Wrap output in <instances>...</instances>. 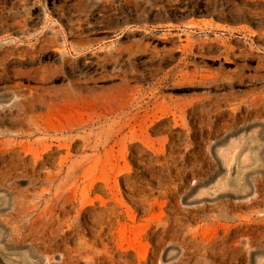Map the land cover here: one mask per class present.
Wrapping results in <instances>:
<instances>
[{
	"label": "rangeland",
	"instance_id": "obj_1",
	"mask_svg": "<svg viewBox=\"0 0 264 264\" xmlns=\"http://www.w3.org/2000/svg\"><path fill=\"white\" fill-rule=\"evenodd\" d=\"M262 3L0 0V264H264Z\"/></svg>",
	"mask_w": 264,
	"mask_h": 264
},
{
	"label": "bare ground",
	"instance_id": "obj_2",
	"mask_svg": "<svg viewBox=\"0 0 264 264\" xmlns=\"http://www.w3.org/2000/svg\"><path fill=\"white\" fill-rule=\"evenodd\" d=\"M226 1H228V0H226ZM229 1H230V0H229ZM253 1H254V0H253ZM246 2H247V1H246ZM240 3H242V2H240ZM251 3H252V2H251ZM256 3H257V2H256ZM256 3H255V4H256ZM235 4H236V3H235ZM242 4H243V3H242ZM245 4H246V3H245ZM262 4H264V3H262ZM232 5H233V4H232ZM240 5H241V4H240ZM248 5H249V4H248ZM252 5H254V3H253ZM261 6H262V5H261ZM263 6H264V5H263ZM244 8H245V7H244ZM244 8H243V10H246V9H244ZM257 8H258V7H257ZM254 9H255V8H254ZM262 10H263V9H262ZM249 11H250V10H249ZM251 12H252V10H251ZM261 12H262V11H261ZM261 12L258 11V13H261ZM263 12H264V11H263ZM253 13H255V12H253ZM233 14H234V13H233ZM263 14H264V13H263ZM263 14H262V15H263ZM229 15H230V14H229ZM235 15H236V14H235ZM235 15H234V16H235ZM225 16H226V15H224V17H225ZM230 16H232V15H230ZM230 16H229V17H230ZM237 16H238V15H237ZM242 16H243V15H242ZM263 16H264V15H263ZM263 16H262V17H263ZM230 18H231V17H230ZM23 20H24V19H23ZM26 21H27V20H26ZM26 21L24 20L23 22L26 23ZM263 21H264V20H263ZM16 23H17V22H16ZM26 24H27V23H26ZM259 25H260V24H259ZM19 26H20V24H19ZM22 26H23V25H21V27H22ZM73 26H74V25H73ZM261 28H262V27H261ZM21 29H22V28H21ZM20 31H21V30H20ZM30 31H31V30H30ZM227 31H228V30H227ZM22 32H23V30H22ZM27 32H28V31H27ZM19 33H20V32H19ZM63 33H64V32H63ZM227 33H228V32H227ZM23 34H24V33H23ZM28 34H29V33H28ZM28 34H27V35H28ZM30 34H31V33H30ZM25 35H26V33H25ZM229 35H230V33H229ZM231 35H233V34L231 33ZM45 37H46V36H45ZM45 37H44V38H45ZM225 37H226V36H225ZM263 37H264V36H263ZM26 39H27V38H26ZM41 39H42V38H41ZM263 40H264V39H263ZM21 41H22V40H21ZM13 42H14V41H13ZM16 42H17V41H16ZM10 44H11V43H9V45H10ZM20 44H21V43H20ZM25 44H26V42H25ZM6 45H8V44H6ZM6 47H7V46H6ZM25 47H26V46H25ZM38 47H40V46H38ZM4 48H5V47H4ZM14 48H15V46H14ZM25 49H26V48H25ZM21 50H22V49H21ZM4 51H5V50H4ZM15 51H16V50H15ZM17 52H18V51H17ZM25 52H26V51H25ZM25 52H24V53H25ZM240 52H241V51H240ZM248 52H249V51H248ZM9 53H10V52H9ZM244 53H245V52H244ZM246 54H247V53H246ZM241 55H242V53H241ZM7 56H8V55H7ZM244 56H245V55H244ZM3 59H4V58H3ZM40 69H43V68H40ZM35 70H36V69H35ZM40 75H41V74H40ZM40 75H39V76H40ZM36 82H37V81H36ZM35 87H36V86H35ZM17 88H18V87H17ZM17 88H16V89H17ZM40 88H41V92H42V87H40ZM25 89H26V88H25ZM27 89L29 90V89H32V88H27ZM27 89H26V90H27ZM37 89H38V88H36V90H37ZM21 90H22V88H21ZM23 91H24V90H23ZM32 92H33V91H32ZM32 92H31V93H32ZM20 93H21V92H20ZM23 93H24V92H23ZM36 93H37V92H36ZM44 93H45V91H44ZM32 94H33V93H32ZM34 94H35V93H34ZM38 94H39V93H38ZM36 95H37V94H36ZM252 95H253V94H252ZM259 95H260V94H259ZM38 96H39V95H38ZM260 96H261V95H260ZM21 97H22V96H21ZM28 97H30V95H28ZM34 97H35V96H34ZM34 97H33V98H34ZM41 97H42V96H40V98H41ZM36 98H37V96H36ZM262 98H263V97H262ZM248 99H249V98H248ZM252 99H253V98H252ZM256 99H257V98H256ZM260 99H261V98H260ZM260 99H259V100H260ZM13 100H14V99H13ZM26 100H27V99H26ZM36 100H37V99H36ZM38 100H39V98H38ZM18 101H19V100H18ZM20 101H21V100H20ZM256 101H257V100H256ZM10 102H11V101H10ZM15 102H16V101H15ZM34 102H35V101H32V104H33ZM42 102H43V101H42ZM8 103H9V102H8ZM16 103H17V102H16ZM30 103H31V102H30ZM250 103H251V102H250ZM262 103H263V102H262ZM256 104H257V103H256ZM12 105H14V104H12ZM17 105H18V104H17ZM19 105H20V104H19ZM35 105H37V104H35ZM262 105H263V104H262ZM260 106H261V105H260ZM10 107H11V105H10ZM16 107H18V106H16ZM19 107H20V106H19ZM33 107H34V106H33ZM256 108H257V107H256ZM260 108H261V107H260ZM260 108H259V109H260ZM263 108H264V106H263ZM11 109H12V108H11ZM11 109H10V110H11ZM24 109H25V108H24ZM250 109H251V108H250ZM252 109H255V107H254V108L252 107ZM261 109H262V108H261ZM2 110H3V109H2ZM256 110H258V108H257ZM15 111H16V110H15ZM22 111H23V110H21V112H22ZM252 111H254V110H252ZM260 111H261V110H259V112H260ZM262 111H263V109H262ZM4 112H5V111H4ZM4 112H3V113H4ZM11 113H12V112H11ZM256 113H257V112H256ZM263 113H264V112H263ZM19 116H20V115H19ZM30 116H31V115H30ZM5 117H6V116H5ZM21 117H22V116H21ZM21 117H20V118H21ZM32 117H33V116H32ZM35 117H36V116H35ZM37 117H38V116H37ZM18 118H19V117H18ZM39 118H40V121H41V116H40ZM39 118H38V119H39ZM28 119H29V118H28ZM30 119H31V118H30ZM30 119H29V120H30ZM33 120H34V118H33ZM36 120H37V119H36ZM31 121H32V119H31ZM37 121H38V120H37ZM37 121L34 120V122H33V121L30 122V123L27 125V126H28V129H27V130H24V133H25V134H28V135H32V134L34 133L33 131L35 130V129L33 130V128H36V130H38L39 132H41V131H40V130H42L41 125H40V123H38L39 121H38V122H37ZM129 121H130V120H129ZM42 123H43V122H42ZM43 126H44V125H43ZM45 126H46V125H45ZM47 127H49V126L47 125ZM50 127H51V126H50ZM43 129H44V128H43ZM52 129H53V131H54V128H52ZM47 131H48V130H47ZM54 132H55V131H54ZM47 133H48V132H47ZM57 133L59 134V132H57ZM62 133H63V132H62ZM66 133H67V132H66ZM34 134H35V133H34ZM52 134H53V133H52ZM44 135H45V134H44ZM48 135H49V134H48ZM48 135L46 134L45 137H50V136H48ZM50 135H51V134H50ZM54 136H55V135H54ZM57 136H58V135H57ZM6 137H7V136H6ZM21 137H22V136H21ZM64 137H65V136H64ZM24 138H25V137H24ZM54 138H55V137H54ZM54 138H53V139H54ZM6 139H7V138H6ZM61 140H62V139H61ZM88 140H89V139H88ZM134 140H135V139H134ZM48 141H51V138H50V139H49V138H46V139H42V140L35 141V142L32 144V145H35V147H34V146L29 147V146H28V147L25 149V151H24L26 157H31V158L34 159V163H35L36 166H37V164H39V162H38V158H40L39 156H40L41 154L46 153V156L49 157L50 154L53 152V151H52V143H53V142L51 143V145H50V143H49V145H47V144H48ZM56 141H58V139H56ZM71 141H72V140H71ZM27 142H29V141H27ZM61 142H62V141H61ZM130 142H131V141H130ZM132 142H133V141H132ZM7 143L10 144V145H13V146H14V145L16 144V140L12 139V140H9ZM46 143H47V144H46ZM58 143H59V142H58ZM58 143H56V144H58ZM66 143H67V142H66ZM71 143H72V142H71ZM128 143H129V142H128ZM138 143H139V142H138ZM17 144H18V143H17ZM74 144H75V143H74ZM131 144H132V143H131ZM30 145H31V144H30ZM128 145H129V144H128ZM133 145L138 146V145H136V144H133ZM140 145H141V144H140ZM70 146H71V145H69V148H70ZM84 146H85V144H84ZM84 146H83V148H84ZM91 146H92V145H91ZM131 146H132V145H131ZM54 147H55V146H54ZM67 148H68V147H67ZM125 148H126V147H125ZM19 149H22V150H23V146H20ZM71 149H72V148H71ZM133 149H134V148H133ZM135 149H136V148H135ZM141 149H142V147H141ZM11 150H12V149H11ZM13 150H14V149H13ZM16 150H17V149H16ZM83 150H84V149H83ZM83 150H82V151H83ZM124 150L126 151V149H124ZM136 150H137V149H136ZM144 150H145V149H144ZM1 151H3V150H1ZM17 151H18V150H17ZM69 151H70V150H69ZM69 151H68V153H69ZM129 151H130V149H129ZM131 151H132V149H131ZM137 151H138V150H137ZM142 151H143V150H142ZM138 152H139V151H138ZM0 153H1V152H0ZM22 153H23V151H22ZM123 153H124V152H123ZM126 153H127V152H126ZM5 154H6V153H5ZM55 154H56V153H55ZM124 154H125V153H124ZM130 154H131V153H130ZM133 154H134V153H133ZM135 154H136V152H135ZM139 154H140V153H139ZM6 155L8 156V154H6ZM10 155H11V154H10ZM128 155H129V154H128ZM18 156H19V155H18ZM125 156H126V155H125ZM138 156H139V155H138ZM140 156H142V155H140ZM4 157H5V156H4ZM11 157H12V156H11ZM50 157H51V156H50ZM130 157H132V155H131ZM230 157H232V156L230 155ZM0 158H1V157H0ZM58 158H59V157H58ZM63 158H64V157H63ZM63 158H61V160H60L61 163H59V164H63V163H62ZM68 158H69V157H68ZM140 158H141V157H140ZM13 159H14V158H13ZM27 159H29V158H27ZM69 159H70V158H69ZM114 159H116V158H114ZM9 160H10V158H9ZM44 160H45V159H44ZM67 160H68V159H67ZM70 160H71V159H70ZM82 160H84V159H82ZM65 161H66V160H65ZM65 161H64V162H65ZM97 161H98V160H97ZM111 161H112V159H111ZM111 161H110V162H111ZM6 162H7V161H5V163H6ZM10 162H11V160H10ZM10 162H9V164H10ZM13 162H14V161H13ZM16 162H17V161H16ZM24 162H25V161H24ZM41 162H42V161H41ZM112 162H113V161H112ZM115 162H116V161H115ZM115 162H114V163H115ZM70 163H71V162H70ZM14 164H15V163H14ZM16 164H17V163H16ZM32 164H33V163H32ZM40 164H41V163H40ZM48 164H49V163H48ZM53 164H54V163H53ZM68 164H69V162H68ZM107 164H108V163H107ZM111 164H112V163H111ZM2 165H3V164H2ZM12 165H13V164H12ZM35 165H34V166H35ZM66 165H67V164H66ZM56 166H57V165H56ZM107 166H109V165H107ZM40 167H42V166H40ZM59 167H60V166H59ZM72 167H74V166H72ZM72 167H71V168H72ZM111 167H112V165H111ZM57 168H58V167H57ZM55 169H56V167H55ZM62 169H63V168H62ZM62 169H61V170H62ZM64 169H65V168H64ZM84 169H85V168H84ZM84 169H83V170H84ZM93 169H94V168H93ZM95 169H97V167H95ZM36 170H37V169H36ZM61 170H60V171H61ZM70 170H71V169H70ZM70 170H69V171H70ZM73 170H74V169H73ZM79 170L81 171V169H79ZM83 170H82V171H83ZM114 170H116V169H114ZM114 170H113V171H114ZM57 171H59V170H57ZM57 171L55 170L54 172H56V174H57ZM60 171H59V172H60ZM66 171H67V170H66ZM76 171H77V170H76ZM91 171H92V170H91ZM111 171H112V169H111ZM50 172H51V171H50ZM50 172H49V173H50ZM59 172H58V173H59ZM62 172H63V171H62ZM107 172H108V171H107ZM119 172H120V171H119ZM69 173H70V172H69ZM74 173H75V172H74ZM79 173H80V172H79ZM92 173H93V172H92ZM115 173H116V172H115ZM47 174H48V173H47ZM72 174H73V173H72ZM72 174H71V176H72ZM77 174H78V173H77ZM108 174H109V172H108ZM116 174H118V172H117ZM120 174H121V172H120ZM196 174H197V173H196ZM54 175H55V174H54ZM57 175H58V174H57ZM101 175H102V174H101ZM118 175H119V174H118ZM193 175H194V173H193ZM52 176H53V175H52ZM55 176H56V175H55ZM114 176H115V175H114ZM53 177H54V176H53ZM64 177H65V176H64ZM91 177H92V176H91ZM101 177H102V176H101ZM115 177H117V176H115ZM193 177H195V176H193ZM196 177H197V176H196ZM198 177H199V176H198ZM67 178H68V177H67ZM72 178H73V177H72ZM93 178H94V177H93ZM96 178H97V177H96ZM99 178H100V177H99ZM102 178H103V177H102ZM106 178H108V177H106ZM49 179H50V178H49ZM74 179H75V178H74ZM76 179H78V178H76ZM94 179H95V178H94ZM100 179H101V178H100ZM109 179H110V178H109ZM129 179H130V178H129ZM255 179H256V178H255ZM58 180H59V179H58ZM98 180H99V179H97V181H98ZM103 180H104V179H103ZM105 180H106V179H105ZM197 180H198V178H197ZM253 180H254V179H253ZM52 181H53V180H52ZM92 181H93V180H92ZM256 181H257V180H256ZM256 181H255V182H256ZM46 182H47V181H46ZM60 182H62V180H61ZM72 182H75V181H72ZM76 182H77V181H76ZM93 182L95 183V181H93ZM99 182H100V180H99ZM104 182H105V181H104ZM108 182H109V181H108ZM128 182H129V181H128ZM245 182H246V181H245ZM58 183H59V182H58ZM69 183H70V182H69ZM69 183H68V180H67L66 182H64L63 186L59 187V188H60V191H59V192H62L63 189H65V188L67 189V186L69 185ZM77 183H78V182H77ZM96 183H97V182H96ZM106 183H107V180H106ZM109 183H110V182H109ZM60 184H62V183H60ZM70 184H72V183H70ZM73 184H74V183H73ZM75 184H76V183H75ZM75 184H74V185H75ZM100 184H101V183H100ZM100 184H99V186H101ZM130 184H131V183H129L128 185L130 186ZM132 184H134V183H132ZM132 184H131V185H132ZM246 184H247V183H246ZM254 184H255V183H254ZM263 184H264V183H263ZM58 185H59V184H58ZM95 185H96V184H95ZM97 185H98V184H97ZM258 185H261V184L258 183ZM258 185H257V186H258ZM52 186H53V185H52ZM69 186H70V185H69ZM99 186H98V187H99ZM102 186H103V185H102ZM107 186H108V185H107ZM199 186H200V185H199ZM220 186H222V185H220ZM55 187H56V186H55ZM72 187H73V186H72ZM79 187H80V186H79ZM132 187H133V186H132ZM248 187H249V186H248ZM253 187H254V186H253ZM45 188H46V187H45ZM50 188H51V187H50ZM59 188H58V189H59ZM94 188H96V186H95ZM101 188H102V187H101ZM101 188H100V189H101ZM107 188H109V187H107ZM130 188H131V187H130ZM138 188H139V187H138ZM220 188H221V187H220ZM222 188H223V187H222ZM46 189H47V188H46ZM46 189H45V190H46ZM133 189H135V187H134ZM197 189H198V188H197ZM217 189H218V188H217ZM217 189H216V190H217ZM248 189H249V188H248ZM257 189H258V188H257ZM45 190H44V191H45ZM97 190H98V189H97ZM105 190H106V189H105ZM105 190H104V191H105ZM136 190H137V189H136ZM194 190H195V189H194ZM203 190H204V188H203ZM216 190H215V191H216ZM245 190H247V188H246ZM71 191H72V190H71ZM259 191H260V189H259ZM47 192H48V191H47ZM49 192H50V190H49ZM57 192H58V191H57ZM59 192H58V193H59ZM88 192H89V191H88ZM200 192H202V189H201V191H199L198 193H200ZM205 192H207V191H205ZM205 192H204V193H205ZM217 192H218V191H217ZM243 192H244V191H243ZM245 192H246V191H245ZM58 193H57V195H58ZM73 193H74V191H73ZM92 193H93V192H92ZM204 193L201 194V195H204ZM207 193H208V192H207ZM207 193H205V195H206ZM46 194H47V193H46ZM63 194H64V193H63ZM63 194H62V196H63ZM80 194H81V192H80ZM214 194L216 195V193H214ZM254 194H255V193H254ZM57 195H56V196H57ZM64 195H65V194H64ZM83 195H84V194H83ZM83 195H82V197L84 198ZM218 195H219V193H218ZM218 195H217V196H218ZM242 195H243V194H242ZM50 196H51V195H50ZM77 196H78V194H77ZM77 196H76V197H77ZM256 196H257V193H256ZM256 196H255V197H256ZM42 197H43V195H42ZM76 197H75V198H76ZM82 197H81V198H82ZM87 197H89V196H87ZM203 197H204V196H203ZM61 198H62V197H61ZM205 198H206V197H205ZM252 198H253V197H252ZM77 199H78V198H77ZM139 199H140V198H139ZM59 200H60V199H59ZM59 200H58V201H59ZM61 200H62V199H61ZM137 200H138V199H137ZM143 200H144L143 203L145 204V199H143ZM47 201H48V200H47ZM82 201H83V200H82ZM85 201H86V198H85ZM85 201H84V202H85ZM89 201H91V200H89ZM100 201H101V200H100ZM141 201H142V198H141ZM257 201H258V200H257ZM55 202H56V201H55ZM80 202H81V200H80ZM86 202H87V201H86ZM86 202H85V203H86ZM105 202H106V201H105ZM138 202H139V201H138ZM148 202H149V201H148ZM51 203H52V201H51ZM76 203H77V201H76ZM93 203H94V202L92 201V204H93ZM95 203H96V202H95ZM95 203H94V204H95ZM143 203L141 202V204H143ZM253 203H255V202H253ZM61 204H62V203H61ZM61 204H60V205H61ZM78 204H79V203H78ZM87 204H89V202H88ZM87 204H86V205H87ZM94 204H93V205H94ZM152 204H153V203H152ZM257 204H258V203H257ZM19 205H20V204H19ZM56 205H58V204H56ZM81 205H83V204H81ZM90 205H91V204H90ZM93 205H92V207H94ZM101 205H102V204H101ZM104 205H106V204L104 203ZM111 205H112V204H111ZM240 205H241V204H240ZM50 206H51V205H50ZM87 206H88V205H87ZM151 206H152V205H151ZM79 207H80V206H79ZM102 207H103V206H102ZM107 207H109V206H107ZM107 207H106V208H107ZM113 207H114V206H113ZM142 207H143V205H142ZM211 207H212V206H211ZM104 208H105V206H104ZM106 208H105V209H106ZM207 208H208V207H207ZM42 209H43V208H42ZM50 209H51V207H50ZM61 209H62V208H61ZM83 209H84V208H83ZM83 209H82V210H83ZM147 209H148V207H147ZM84 210H85V209H84ZM86 210H87V209H86ZM40 211H41V209H40ZM44 211H45V210H44ZM44 211H43V212H44ZM46 211H47V210H46ZM46 211H45V213H46ZM54 211H55V210H54ZM104 211H105V210H104ZM110 211H111V210H110ZM114 211H115V210H114ZM203 211H204V210H203ZM64 212H65V211H64ZM79 212H80V211H79ZM100 212H101V211H100ZM40 213H41V212H40ZM49 213H50V212H49ZM105 213H106V212H105ZM109 213H110V212H109ZM191 213H192V212H191ZM204 213H205V212H204ZM43 214H44V213H42V215H43ZM81 214H82V211H81ZM85 214H86V213H85ZM89 214H90V213H89ZM106 214H107V213H106ZM106 214H105V215H106ZM116 214H117V213H116ZM97 215H98V214H97ZM97 215H96V216H97ZM100 215L103 216V213H101ZM50 216H51V215H50ZM79 216H80V215H79ZM83 216H84V215H83ZM90 216H91V215H90ZM262 216H264V215H262ZM81 217H82V216H81ZM84 217H85V216H84ZM95 218L97 219V217H94V219H95ZM101 218H102V217H101ZM108 218H109V217H108ZM199 218H200V217H199ZM94 219H93V220H94ZM96 219H95V221H96ZM37 220H38V219H37ZM43 220H44V219H43ZM48 220H49V216H48ZM78 220H79V219H78ZM152 220H153V218H152ZM200 220H201V219H200ZM239 220H240V219H239ZM239 220H238V221H239ZM263 220H264V219H263ZM41 221H42V220H41ZM41 221H39V222H41ZM158 221H159V220H158ZM203 221H204V220H203ZM214 221H215V220H214ZM240 221H242V220H240ZM93 222H94V221H93ZM156 222H157V221H156ZM200 222H201V221H200ZM212 222H213V221H212ZM219 222H220V221H219ZM242 222H243V221H242ZM250 222H251V221H250ZM256 222H257V221H256ZM262 222H263V221H262ZM97 223L99 224V221H97ZM154 223H155V222H154ZM165 223H166V221H165ZM168 223H169V222H168ZM42 224H43V222H42ZM158 224H159V223H158ZM158 224H157V225H158ZM177 224H179V226H180V223H177ZM213 224H214V222H213ZM238 224H239V222H238ZM242 224H245V223H242ZM251 224H252V223H251ZM45 225H47V224L45 223ZM99 225H100V224H99ZM102 225H103V224H102ZM105 225H106V224H105ZM105 225H104V226H105ZM155 225H156V224H155ZM160 225H161V224H160ZM219 225H220V224H219ZM224 225L226 226L227 224H224ZM235 225H237V224H235ZM235 225H233V226H235ZM257 225H258V224H257ZM261 225H263V224H261ZM153 226H154V225H153ZM165 226H166V224H165ZM170 226H171V225H170ZM182 226H183V225H182ZM225 226H224V227H225ZM231 226H232V225H231ZM231 226H230V227H231ZM243 226H244V225H243ZM243 226H241V227H243ZM247 226H248V225H247ZM249 226H252V225H249ZM249 226H248V227H249ZM35 227H36V225H35ZM43 227H44V226H43ZM80 227H81V226H80ZM100 227H102V226H100ZM105 227H106V226H105ZM105 227H104V228H105ZM154 227H155V226H154ZM160 227H161V226H160ZM160 227H159V228H160ZM163 227H164V226H163ZM171 227H172V226H171ZM173 227H174V226H173ZM204 227H205V226H204ZM226 227H227V226H226ZM226 227H225V228H226ZM241 227L238 229V231H239V230L241 231V229L243 230V228H241ZM257 227H258V226H257ZM39 228H40V226H39ZM109 228H110V227H109ZM179 228H180V227H179ZM201 228H202V227H201ZM219 228H220V226H219ZM232 228H233V227H232ZM232 228H229V225H228V229H229V230L232 229ZM245 228L247 229V227H245ZM168 229H169V228H168ZM199 229H200V228H199ZM252 229L254 230V227H253ZM261 229H262V228H261ZM263 229H264V228H263ZM37 230H38V229H37ZM100 230H101V229H100ZM104 230H105V229H104ZM109 230H110V229H109ZM163 230H164V229H163ZM171 230H172V229H171ZM171 230H170V231H171ZM186 230H187V228L185 229V231H186ZM203 230H204V229H203ZM203 230H201L200 232L203 233ZM229 230H228V231H229ZM232 230H233V229H232ZM234 230H235V229H234ZM234 230H233V231H234ZM236 230H237V229H236ZM248 230H249V229H248ZM196 231H197V233H198V229H197ZM246 231H247V230H246ZM249 231H250V230H249ZM251 231H252V230H251ZM101 232H102V231H101ZM103 232H105V231H103ZM109 232H110V231H109ZM163 232H164V231H163ZM163 232H162V233H163ZM168 232H169V230H168ZM178 232H179V230H178ZM226 232H227V230H226ZM262 232H263V231H262ZM187 233H188V231H187ZM190 233H191V231H190ZM202 233H201V235H202ZM98 234H99V233H97V235H98ZM100 234H101V233H100ZM102 234L105 235V233H102ZM175 234H176V233H175ZM178 234H179V233H178ZM195 234H196V233H195ZM195 234H193V235H195ZM206 234H207V233H206ZM237 234H238V232H237ZM108 235H109V234H108ZM162 235H163V234H162ZM165 235H166V234H165ZM186 235H187V234H186ZM198 235H199V234H198ZM204 235H205V234H204ZM207 235H208V234H207ZM207 235H205V236H207ZM227 235H228V234H227ZM259 235H260V233H259ZM263 235H264V234H263ZM263 235H262V236H263ZM113 236H114V235H113ZM168 236H169V235H168ZM171 236H172V235H171ZM184 236H185V235H184ZM190 236H191V235H190ZM99 237L101 238L102 236L99 235L97 238H99ZM106 237H107V236H106ZM111 237H112V236H111ZM188 237H189V236H188ZM193 237H194V236H193ZM198 237H199V236H198ZM209 237H211V236H207L208 239H209ZM226 237H227V236H226ZM100 238H99V239H100ZM162 238H163V237H162ZM171 238H172V237H171ZM174 238H175V236H174ZM174 238H173V239H174ZM182 238H183V237H181V240H182ZM190 238H191V237H190ZM194 238H195V237H194ZM204 238H206V237H204ZM215 238H216V237H215ZM215 238H214V239H215ZM217 238H219V237H217ZM169 239H170V238H169ZM179 239H180V238H179ZM186 239H187V238H186ZM202 239H203V238H202ZM210 239L212 240V238H210ZM107 240H109V239H107ZM181 240H180V242H181ZM205 240H206V239H205ZM223 240H224V239H223ZM114 241H115V240H114ZM114 241H113V242H114ZM161 241H162V240H161ZM165 241H167V240L165 239ZM169 241H170V240H169ZM201 241H202V240H201ZM218 241H221V240L219 239ZM227 241H228V240H227ZM229 241H230V240H229ZM187 242H188V241H187ZM187 242H186V243H187ZM190 242H192V241H190ZM109 243H110V241H109ZM111 243H112V242H111ZM162 243H163V242H162ZM165 243H166V242H165ZM174 243H175V242H174ZM183 243H185V242H183ZM188 243H189V242H188ZM193 243H194V242H193ZM197 243H198V242H197ZM200 243H201V242H200ZM203 243H204V241H203ZM208 243H210V242H208ZM208 243H207V244H208ZM216 243H217V242H216ZM223 243H224V242H223ZM175 244H176V243H175ZM178 245H180V244L178 243ZM219 245H220V244H219ZM235 245H236V244H235ZM172 246L174 247V245H172ZM183 246H185V245H183ZM191 246H192V243H191ZM200 246H201V245H200ZM211 246H212V245H211ZM118 247H119V246H118ZM170 247H171V246H170ZM173 247H172V248H173ZM180 247H181V245H180ZM207 247H208V245H207ZM216 247H217V246H216ZM187 248H188V246H187ZM187 248H186V249H187ZM197 248H198V247H197ZM204 248H205V247H203V249H204ZM119 249H120V248H119ZM181 249L183 250L184 248H181ZM186 249H185V250H186ZM191 249H192V248H191ZM200 249H201V248H200ZM211 249H212V248H211ZM215 249H216V248H215ZM79 250H80V249H79ZM106 250H107V249H106ZM188 250H189V249H188ZM194 250H195V249H194ZM196 250H197V249H196ZM198 250H199V249H198ZM224 250H225V249H224ZM85 251H86V250H85ZM192 251H193V250H192ZM183 252H184V251H183ZM188 252H189V251H188ZM195 252H196V251H195ZM230 252H231V251H230ZM79 253H80V252H79ZM87 253H88V252H87ZM171 253H172V252H171ZM171 253H170V254H171ZM232 253H233V251H232ZM217 254H218V253H217ZM223 254H224V253H223ZM197 255H198V254H197ZM82 257H84V255H83ZM85 257H86V255H85ZM143 257H144V256H142L141 259H143ZM231 257H232V256H231ZM87 258H88V257H87ZM146 260H147V259H146ZM146 260L144 259L143 262H145ZM125 262H126V261H125ZM127 262H128V261H127ZM146 262H147V261H146ZM140 263H141V262H140ZM172 263H173V262H172ZM172 263H171V264H172ZM134 264H135V263H134Z\"/></svg>",
	"mask_w": 264,
	"mask_h": 264
}]
</instances>
